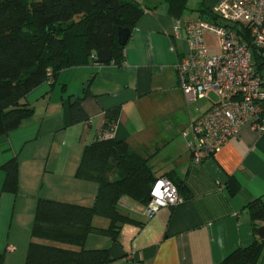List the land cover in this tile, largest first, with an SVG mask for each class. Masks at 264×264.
I'll list each match as a JSON object with an SVG mask.
<instances>
[{"label": "crops", "instance_id": "obj_1", "mask_svg": "<svg viewBox=\"0 0 264 264\" xmlns=\"http://www.w3.org/2000/svg\"><path fill=\"white\" fill-rule=\"evenodd\" d=\"M136 1L144 13L124 45V59L97 63L90 56L83 65L63 69L22 99L33 114L0 136L4 264H25L39 198L94 203L98 184L78 178L76 171L84 147L100 136L107 111L116 108L112 137L149 157L156 176L172 177L181 201L147 218L144 204L121 199V209L135 221L124 223L116 240L91 233L86 248H108L113 259L105 264H217L254 240L245 206L264 197V129L242 126L236 138L201 163L192 162L182 136L211 105L194 108L197 100L188 102L179 83L175 65L188 51L185 23L214 14L219 0H187L179 36L177 18L164 0ZM209 34L217 37L205 32L206 44ZM77 100L88 118L74 123L71 106ZM13 158L19 163L17 194L3 191V165ZM8 244L17 249L8 251ZM257 264H264V244Z\"/></svg>", "mask_w": 264, "mask_h": 264}, {"label": "trees", "instance_id": "obj_2", "mask_svg": "<svg viewBox=\"0 0 264 264\" xmlns=\"http://www.w3.org/2000/svg\"><path fill=\"white\" fill-rule=\"evenodd\" d=\"M164 1L175 18L188 8L187 0ZM143 13L136 0H0V136L19 128L33 114V108L22 99L38 85L54 81L63 69L87 63L92 53L101 49L111 50L115 62L124 59L125 47L118 42V27L131 30ZM206 19L215 21L217 17L210 13ZM252 53L260 71L264 57L255 48ZM119 112V108L107 111L104 129L84 147L76 171L78 178L98 184L94 203L88 206L39 198L25 264L111 261L108 248H86L88 236L96 233L116 240L122 225L135 221L121 209V199L145 205L154 182L168 177L156 176L149 157L133 149L125 139L105 136ZM71 118L74 123L88 118L78 100L71 106ZM3 169V191L17 194L18 159L9 160ZM168 178L178 186L172 177ZM245 208L252 221L254 240L217 264H257L264 244V197L252 200ZM97 216L107 218L109 225H94ZM4 260L5 255L0 253V264Z\"/></svg>", "mask_w": 264, "mask_h": 264}, {"label": "built area", "instance_id": "obj_3", "mask_svg": "<svg viewBox=\"0 0 264 264\" xmlns=\"http://www.w3.org/2000/svg\"><path fill=\"white\" fill-rule=\"evenodd\" d=\"M213 13L215 21L199 18L185 23L188 51L175 65L188 102H211L209 109L182 131L194 163L212 158L244 125L264 129V58L257 71L252 53L255 48L264 57V0H219ZM181 26L177 18L178 36ZM205 32L219 38V52L208 48ZM97 53L91 55L94 60ZM114 125L112 122L106 137L112 136ZM180 201L178 186L170 178L160 177L153 184L144 214L151 218L162 207ZM6 249L15 251L17 247L8 244Z\"/></svg>", "mask_w": 264, "mask_h": 264}, {"label": "rangeland", "instance_id": "obj_4", "mask_svg": "<svg viewBox=\"0 0 264 264\" xmlns=\"http://www.w3.org/2000/svg\"><path fill=\"white\" fill-rule=\"evenodd\" d=\"M207 44L211 48L216 49L217 46L219 45V41H218L217 37H214V36H212V35L209 34V35H207ZM210 96L213 99H217V97H216V95L214 93H211ZM203 104L209 106L211 104V102L208 101L207 99H199L196 102H194V108L195 107H198V106H202ZM156 171H157V173H159V170H156ZM18 212L16 214L15 223L18 222ZM107 222H109V220L107 218H105V217L97 216L94 219V225L99 226V227H107L106 226ZM102 225H104V226H102ZM42 242H44V243L46 242L47 243L48 241H42ZM65 246L71 247V248H74V249H77V246H74V245H65Z\"/></svg>", "mask_w": 264, "mask_h": 264}, {"label": "water", "instance_id": "obj_5", "mask_svg": "<svg viewBox=\"0 0 264 264\" xmlns=\"http://www.w3.org/2000/svg\"><path fill=\"white\" fill-rule=\"evenodd\" d=\"M130 33L131 30L129 27H123V26H119L118 27V42L121 45H126L129 37H130ZM97 63H108L109 61H111L112 57H113V53L111 50L108 49H101L98 51L97 53Z\"/></svg>", "mask_w": 264, "mask_h": 264}]
</instances>
